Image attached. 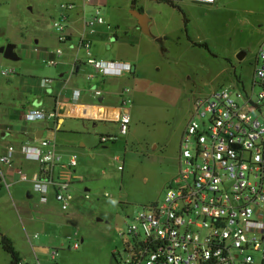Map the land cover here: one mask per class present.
I'll return each mask as SVG.
<instances>
[{
	"label": "rangeland",
	"instance_id": "374dc122",
	"mask_svg": "<svg viewBox=\"0 0 264 264\" xmlns=\"http://www.w3.org/2000/svg\"><path fill=\"white\" fill-rule=\"evenodd\" d=\"M136 1L135 8L133 0L101 4L105 25L98 28L92 48L99 60L137 68L131 77L108 79L116 91H131L128 134L101 144L100 137L117 134V126L72 118H65L57 134L46 131V137L56 135L64 158L78 156L75 181L67 192L72 198L67 212L52 192L49 202L41 203L31 182L12 184L10 193L0 190V228L22 260L35 263L38 257L42 264H52L50 252L56 249L61 264H116L113 254L117 260L124 257L122 234L135 224L133 216L160 203L180 171V143L195 98L234 86L237 80L249 85L253 79L264 43V0H217L215 5L182 1L175 7ZM67 3L80 6L84 0H0V47L16 45L19 58L10 61L0 54V126H19L25 132L48 129L46 118L32 117L38 110L55 109V96L47 90L55 92L69 79L70 89L85 83L91 86L85 70L78 76L73 73L75 58L86 63L84 52L76 56L71 43L59 46L53 28ZM133 9L149 18L150 35L133 27ZM86 11L90 18L95 8ZM68 27L79 34L81 22L74 16ZM73 44L78 45L76 36ZM59 49L66 63L62 65L60 59L58 67L48 66ZM242 50L247 56L239 60ZM6 69L15 74L2 75ZM61 73H65L63 81ZM111 97L110 103L116 102L118 97ZM28 144L35 143L26 136L15 141L19 148ZM115 157L121 158L123 170ZM23 170L31 175L38 165L25 160ZM76 233L81 246L73 251L69 237ZM11 260L0 246V264Z\"/></svg>",
	"mask_w": 264,
	"mask_h": 264
},
{
	"label": "built area",
	"instance_id": "2783aa9c",
	"mask_svg": "<svg viewBox=\"0 0 264 264\" xmlns=\"http://www.w3.org/2000/svg\"><path fill=\"white\" fill-rule=\"evenodd\" d=\"M91 1L86 0L85 5ZM172 1L207 5L217 2ZM75 8V3L62 5V13L54 22L59 46L71 40L68 26L70 12ZM94 8V14L85 18L79 37L86 64L94 69L87 79L134 75L131 64L106 62L93 56L94 38L98 28L105 25L101 8L99 5ZM62 56L59 49L47 65L57 67ZM79 62L78 59L76 63ZM13 74V69L2 71L7 77ZM84 95L75 90L72 96L80 106L82 120L101 118L118 125L117 134L100 137L101 144L117 142L128 134L132 115L129 89L120 92L118 109L81 103ZM92 95L97 99L103 92L95 88ZM63 113L57 107L51 112L38 110L32 117L56 121ZM15 153L12 145L0 152V190L9 193L12 184L6 171L14 168ZM22 153L37 163L38 170L32 175L19 170V180L31 182L43 204L49 202L52 192L61 209L67 212L72 201L67 192L75 181L73 169L78 167V156L64 158L56 135L39 139L37 145L23 146ZM114 160L123 170L121 158ZM179 162L180 171L163 200L133 216L135 224L122 234L125 255L116 259V264H264V43L249 85L237 80L234 86L195 98L193 114L181 139ZM69 240L73 241L71 250L80 249L79 234ZM49 257L52 264H61L58 250L50 252ZM19 264L42 263L36 257L35 263Z\"/></svg>",
	"mask_w": 264,
	"mask_h": 264
},
{
	"label": "crops",
	"instance_id": "0c3cea01",
	"mask_svg": "<svg viewBox=\"0 0 264 264\" xmlns=\"http://www.w3.org/2000/svg\"><path fill=\"white\" fill-rule=\"evenodd\" d=\"M85 2H86V0H84V3L81 4L80 6L76 5V8L72 12H70V20L73 19L74 16H75L76 19H78L81 22V27H80V30H79V34L78 33L76 34L75 32H73L69 28V33H70V36H71V40H70L69 43L72 44L70 46V48H71V50L73 52H75L76 56H77V54H79V52H81V49L79 48V44H80L79 43V37H80V35H81L82 31H83L84 20H85V18L87 16V11H86L87 8L89 6L94 8V5H99V7H100L101 4L105 3V0H92L90 4H86V5H85ZM215 4H213V5H215ZM149 22H150V20H149ZM133 27L136 29V31H142L139 28L137 19L135 20V22L133 24ZM97 35L95 36V38L97 37ZM75 36L78 39V45L73 44V37H75ZM95 38H94V41H95ZM77 60H78V58L74 59V71H73V73H74L75 76H78L79 74H81V72L83 70H85V72H87L89 74L94 73V69L91 66H89L86 63L81 62V60H80L79 63H76ZM61 63H62V65H64L66 63V61L63 60V62H62V59H61ZM61 63H59L58 66L61 65ZM132 66L135 69L134 73H136V70H137L136 66H134V65H132ZM88 75H86V81L91 83V86L89 84L90 87L88 86V83L87 84L85 83V84H82V87L75 86V87L70 89V88H68V86L70 85L72 79L71 80L69 79V80H64L63 84H61L57 88V91H55L56 93L54 92V90H51V89L47 90L49 95L55 96V109L57 107H59V109H61L64 112L63 116H61L60 118L56 119V121L55 120H49L48 127H49V125L51 123H55L54 130H51V132H54L55 134L59 133L62 130L63 124L65 122V118H72V119H80V120H82L79 117L80 106H79L78 103L73 101V97H72L73 96V92L75 90H80L81 92H83L85 94L83 99L81 100V103H86V104H89V105L94 106V107L103 106L106 109H110V108L118 109L120 92L124 88H120L119 91H116L114 89V86L110 85L108 83V79H111V78L112 79H118L120 77H106V78H103V79H100V77H97L96 79H94L92 81H89L87 79ZM128 76L131 77L133 75H128ZM60 77L62 78L61 81H63V79L65 77V73H61ZM60 83H62V82H60ZM64 84H66L67 87L64 86ZM92 84H95V85H92ZM95 88H98V89L102 90V92H103V96L102 97L95 99V97L92 95L93 89H95ZM88 96H89V99H88ZM111 96H117L118 97L116 102L114 101V102L110 103L111 102L110 98H112ZM86 98H87L88 102H84V100ZM35 105L39 106V103H35ZM83 121H85V122H94L95 124L102 123V124H104V126L109 124V125H113L115 127L117 126V129H118V125L116 123H114V122L113 123L105 122L104 120H101V118H98L96 120H83ZM42 130H45V128H37V129H35L33 131H31V130L29 131L28 130V132H25V130L23 128L19 127V126H12V125L5 126V127L0 126V152H3L5 150V148L7 146H10V145H12V146H14L16 148V153H15V156H14V168L13 169H8L6 171L7 179H8L9 182H11V184H16V183H20L21 182L19 180V178H18V171L22 170L24 172L23 163L25 162V160L29 161V159L25 158L23 153H22V147L25 146V145H22L19 148V147H17L15 145V141L23 140L24 136H26V140H28L30 142H34L37 145L38 140H39V139H37V135ZM110 135H112V134H110ZM51 136H53V135H51ZM43 137H46V132L44 134H42V138ZM12 140H14V141H12ZM35 144H33V145H35ZM28 145H30V144H28ZM28 198H32V195L29 194ZM23 261H25V260H23ZM25 262L30 263L28 261H25Z\"/></svg>",
	"mask_w": 264,
	"mask_h": 264
},
{
	"label": "water",
	"instance_id": "95a60500",
	"mask_svg": "<svg viewBox=\"0 0 264 264\" xmlns=\"http://www.w3.org/2000/svg\"><path fill=\"white\" fill-rule=\"evenodd\" d=\"M132 15L138 20V25L139 28L146 34L150 35L149 32V18L147 17V15L145 13H142L141 11L137 10V9H133L131 10ZM16 45L14 44H8L6 46H1L0 47V54H2L4 56L5 59L10 60V61H17L19 60L16 52ZM245 57L244 52H240L238 55V58L240 60H242ZM89 99V96H88ZM84 102H88L87 98L84 100ZM55 127V123H51L48 127V129L42 130L39 132V134L37 135V139H39V136H41L42 134H44L46 131L48 130H54Z\"/></svg>",
	"mask_w": 264,
	"mask_h": 264
},
{
	"label": "trees",
	"instance_id": "16d2710c",
	"mask_svg": "<svg viewBox=\"0 0 264 264\" xmlns=\"http://www.w3.org/2000/svg\"><path fill=\"white\" fill-rule=\"evenodd\" d=\"M152 1L165 2V3H168L172 6H174V7H175V4L177 3V2H174L172 0H152ZM136 2H137L136 0H133L132 8H135ZM0 246L8 255L11 256L12 260H11L10 264H19L21 261H23L21 256L19 255L18 251L15 249L13 241L9 237L3 235L1 228H0ZM113 259L116 261V255L115 254H113Z\"/></svg>",
	"mask_w": 264,
	"mask_h": 264
},
{
	"label": "flooded vegetation",
	"instance_id": "af4514ba",
	"mask_svg": "<svg viewBox=\"0 0 264 264\" xmlns=\"http://www.w3.org/2000/svg\"><path fill=\"white\" fill-rule=\"evenodd\" d=\"M141 12H142V11H141ZM142 13H144V12H142ZM241 52H244V54H245V57L247 56V51H245V50H242ZM239 53H240V52H239ZM238 55H239V54H238ZM245 57H244V58H245ZM244 58H243V59H244ZM243 59H242V60H243ZM239 60H240V59H239Z\"/></svg>",
	"mask_w": 264,
	"mask_h": 264
}]
</instances>
